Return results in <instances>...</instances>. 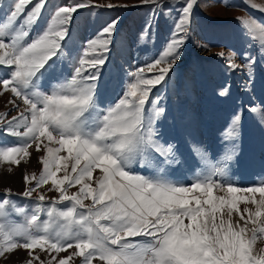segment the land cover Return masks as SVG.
I'll list each match as a JSON object with an SVG mask.
<instances>
[{
  "label": "snow or ice",
  "instance_id": "snow-or-ice-1",
  "mask_svg": "<svg viewBox=\"0 0 264 264\" xmlns=\"http://www.w3.org/2000/svg\"><path fill=\"white\" fill-rule=\"evenodd\" d=\"M46 2L12 0L10 10L0 18V68L7 77L0 78V86L25 106L10 120L4 119L6 113H0V131L18 141L17 146L0 145V160L19 164L30 155L28 149L33 144L36 151L43 145L47 153L40 157L43 171L38 179L35 174L25 176L26 184L35 181V185L23 196L32 197L37 188L49 182V191L55 189L59 196L49 200L39 194L30 208L18 207L10 199L11 190H6L0 201V256L18 247L31 255L35 249L58 254L75 246L77 251L57 264H69L73 256L81 257L82 264H93L96 257L99 264H264V249H255L257 239L264 238V182L241 189L210 175L185 186L161 175L142 174L130 166L136 162L147 169L179 163L175 146L157 139L155 122L163 109L149 97L182 55L197 0H183L162 52L131 73L123 95L105 107H101L97 83L118 21L87 41L78 54L70 51L75 58L69 73L58 82L45 84L48 70L63 58L73 14L81 8L101 7L92 5L91 0H74L58 7L45 27L33 34ZM245 2L264 14V4ZM142 3L154 5L155 11L165 0ZM236 19L246 41V51L241 54L246 64L235 63V53L226 59L234 71L246 69L251 80L257 55L264 59V21ZM228 91L229 87H224L220 94L227 95ZM240 122L239 114L232 118L227 139L239 137ZM53 144L56 146H50ZM63 151L66 155H60ZM234 151L235 146L232 154H226V161L233 158ZM62 170L65 174L58 177ZM97 170L99 175L94 179ZM158 172L163 173L164 168L159 167ZM223 174L224 168L213 169V175ZM77 185L78 191L70 195L68 189ZM214 189H226L232 196H215ZM240 192L251 194V200L249 195H237ZM86 199L91 203L85 204ZM240 201L252 203L254 210L246 206L241 211ZM234 212L238 214L235 222ZM13 214L23 222L12 221ZM42 214L45 219H41ZM33 260L40 258L33 256L28 264ZM52 262L56 256L49 264Z\"/></svg>",
  "mask_w": 264,
  "mask_h": 264
},
{
  "label": "rangeland",
  "instance_id": "rangeland-1",
  "mask_svg": "<svg viewBox=\"0 0 264 264\" xmlns=\"http://www.w3.org/2000/svg\"><path fill=\"white\" fill-rule=\"evenodd\" d=\"M73 2L74 0H47L40 19L32 30L33 34L45 27L58 7ZM255 2L264 4V0ZM2 4L0 18L10 10L12 0H2ZM91 4L101 7L89 6L78 9L73 14L70 38L65 41L67 47L64 48L63 58L48 70L45 84L58 82V78L69 73L75 58L74 55H69L70 51L78 54L87 41L96 38L104 27L117 20L105 54L106 63L100 69L97 83L101 107H105L114 104L123 95L131 73L162 52L172 36L183 0H165L164 6L155 11L154 5L143 4L142 0H91ZM109 4L114 7H107ZM237 17H252L264 21V14L248 7L245 0H197L188 38L182 46V55L165 81L153 88L149 97L150 101L156 103V107L163 109V115L155 122L157 139L162 144L175 146V157L179 159V163L145 169L133 162L130 165L133 169L145 175H161L185 186L210 175L222 183L233 182L241 189L264 182V59L253 50V55H257V62L251 80L246 69L234 71L228 67L226 58L232 53L236 54L235 63L241 66L246 64L241 55L246 51V41ZM0 78H7L2 68ZM246 84L250 87H245ZM224 87H229L227 95L220 94ZM14 104L19 107H14ZM24 107L18 97L0 86V113L7 114L5 120L17 116ZM147 108L151 111V104ZM252 108L258 111L254 113ZM237 114L241 116L240 135L232 141L227 139L226 134L232 118ZM2 127L3 124L0 123V128ZM17 144V138L0 131V145ZM234 146L233 158L226 161V154H232ZM28 152L30 155L23 157L19 164L0 160V201L5 198L6 190L9 189L10 199L18 207L27 205L30 208L39 194H44L49 200L58 198L59 192L55 189L49 191L51 182L37 188L32 197L23 196L27 188L35 185V181L26 184L25 176L35 174L38 179L43 171L40 157L47 154L43 145L40 151H36L35 144ZM60 155H66V151ZM67 163L70 172L71 161ZM161 166L164 168L163 173L158 172ZM214 168H224V174L213 175ZM64 174L62 170L58 177ZM98 175L99 170L93 173V178ZM78 188L79 185L71 187L68 193L71 195ZM197 194L199 193H194ZM213 194L226 198L232 196L226 189H214ZM237 195H249L251 200V194L240 192ZM255 195L258 199L259 194ZM84 203L90 204L91 201L86 199ZM238 204L241 211L246 206L254 210V205L250 202L240 201ZM45 218L42 214L41 219ZM232 219L235 222L238 214L234 212ZM11 220L23 222L22 217L15 214L11 216ZM255 249H264V238L257 239ZM75 251V246L58 254L35 249L30 255L29 250L18 247L0 256V264H28L36 255L40 260H33L32 264H40V261L49 264L52 256H56V262L52 264H57L59 259L68 257ZM69 264H82V258L73 256ZM93 264H99L98 257L93 259Z\"/></svg>",
  "mask_w": 264,
  "mask_h": 264
}]
</instances>
